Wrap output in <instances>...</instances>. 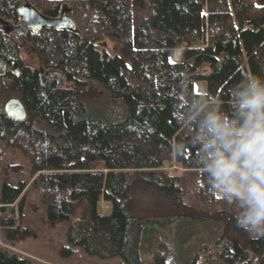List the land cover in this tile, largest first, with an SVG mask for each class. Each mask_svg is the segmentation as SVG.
Wrapping results in <instances>:
<instances>
[{"label": "trees", "instance_id": "obj_1", "mask_svg": "<svg viewBox=\"0 0 264 264\" xmlns=\"http://www.w3.org/2000/svg\"><path fill=\"white\" fill-rule=\"evenodd\" d=\"M28 5L73 26H23ZM25 53L66 83L43 79ZM0 58L9 69L0 75V141L27 159L30 179L2 186L1 202L18 211L0 219L9 244L39 237L21 222L27 193L42 227L68 223L61 261L80 248L120 264H264V235L237 226L194 143L208 109L230 110L234 85L264 77V3L0 0ZM196 81L207 91H196ZM13 97L25 118L6 111ZM100 198L103 212L112 203L110 214L98 213ZM197 222L218 225L189 251L191 227L180 226ZM174 224L177 236L163 232ZM0 264L38 263L0 246Z\"/></svg>", "mask_w": 264, "mask_h": 264}, {"label": "clouds", "instance_id": "obj_2", "mask_svg": "<svg viewBox=\"0 0 264 264\" xmlns=\"http://www.w3.org/2000/svg\"><path fill=\"white\" fill-rule=\"evenodd\" d=\"M230 95V110L203 114L194 143L208 185L236 209L237 226L264 235V77L241 80Z\"/></svg>", "mask_w": 264, "mask_h": 264}, {"label": "rangeland", "instance_id": "obj_3", "mask_svg": "<svg viewBox=\"0 0 264 264\" xmlns=\"http://www.w3.org/2000/svg\"><path fill=\"white\" fill-rule=\"evenodd\" d=\"M256 3H264V0H255ZM177 50L173 53L174 60H180V52L177 53ZM182 56V52H181ZM180 57V59H178ZM24 58L28 65H34L35 67L42 69L43 65H41L36 58L31 57L30 54L25 53ZM44 69V68H43ZM9 82L8 79H3L2 82ZM4 83V82H3ZM195 90L199 92L207 91L206 83L204 81H196L195 82ZM4 99H7L8 93L4 94ZM164 167L166 169H170V163L165 162ZM12 165H22L21 172H15L12 170ZM28 161L23 156V154L19 150H13L7 148L2 141H0V194L2 190V186L6 180L12 182L13 185H19L21 181H25L28 184L30 183V179L28 177ZM222 194L221 192H219ZM32 196L25 194V205L22 213L21 222L24 225H29L32 228L38 231V238H29L20 244L11 245L3 238V230L0 228V242L3 245H0L6 249H8L12 253H16L21 256L28 257L32 259L34 262L38 264H120L119 258L112 259H100L97 257L89 256L85 254L80 248H76L75 256L71 261L65 262L61 261L58 256V250L62 245L68 244L67 241V228L68 223L64 222L59 225L55 229H47L46 227H42L39 223V214H34V212L30 208ZM107 202L104 198H100L97 204V211L99 214H110L112 211V203H111V211L109 213L103 212L100 209V202ZM111 202V201H109ZM2 204L0 200V205ZM8 209L15 208L16 214L11 215L9 211L5 214L0 213V219H15L17 218V207L15 204L7 205ZM217 223H194V224H185L184 227L180 226L183 229L189 230L191 227L192 230V239L191 241L184 246L186 250L189 251L196 248L200 239L205 238L209 235V228L215 229L217 227ZM164 233H172L174 236H177L179 233V229L177 225H172L171 227L162 228ZM206 256V255H205ZM205 259V257H203Z\"/></svg>", "mask_w": 264, "mask_h": 264}, {"label": "water", "instance_id": "obj_4", "mask_svg": "<svg viewBox=\"0 0 264 264\" xmlns=\"http://www.w3.org/2000/svg\"><path fill=\"white\" fill-rule=\"evenodd\" d=\"M22 13L25 18V25L23 26H27L34 31H39L40 29L44 27H55V26L56 27H72L73 26V22L69 18H66V17L60 18V19L45 18L42 15H40L37 12V10L31 7L30 5L24 8ZM17 27H21V25ZM18 33L21 34L22 32H18ZM5 65L6 63L0 58V75L5 74ZM54 73L55 75H58L61 77L60 84H63L65 79L61 75V73L58 71H55ZM5 109L9 114L13 115L15 118H18V119H23L27 115L23 102L17 97L10 98L5 104ZM7 211H9L11 215L16 214L15 208L8 209L7 204L2 203L0 205V213L5 214Z\"/></svg>", "mask_w": 264, "mask_h": 264}, {"label": "flooded vegetation", "instance_id": "obj_5", "mask_svg": "<svg viewBox=\"0 0 264 264\" xmlns=\"http://www.w3.org/2000/svg\"><path fill=\"white\" fill-rule=\"evenodd\" d=\"M7 70H9L8 69V67H7V65H5V72L7 71ZM17 71V70H16ZM55 71H57V70H54V69H40V75H41V77H43V79H45V80H49V81H53V80H56L57 82H58V84L59 85H64L65 83H66V79H65V77H64V79H65V81H64V83L63 84H60V80H61V77L60 76H58V75H55ZM59 72V71H58Z\"/></svg>", "mask_w": 264, "mask_h": 264}, {"label": "built area", "instance_id": "obj_6", "mask_svg": "<svg viewBox=\"0 0 264 264\" xmlns=\"http://www.w3.org/2000/svg\"><path fill=\"white\" fill-rule=\"evenodd\" d=\"M164 165H165V164H164ZM165 168H167V167H165ZM169 168H175V169H178V167H177L176 165H170ZM0 245H2L1 242H0ZM2 246H3V245H2Z\"/></svg>", "mask_w": 264, "mask_h": 264}, {"label": "bare ground", "instance_id": "obj_7", "mask_svg": "<svg viewBox=\"0 0 264 264\" xmlns=\"http://www.w3.org/2000/svg\"><path fill=\"white\" fill-rule=\"evenodd\" d=\"M177 53H179V51H176Z\"/></svg>", "mask_w": 264, "mask_h": 264}]
</instances>
